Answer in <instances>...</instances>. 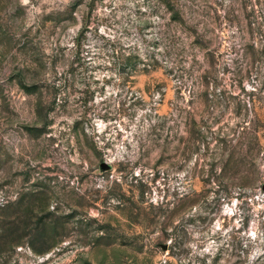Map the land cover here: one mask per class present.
Wrapping results in <instances>:
<instances>
[{"label": "rangeland", "instance_id": "rangeland-1", "mask_svg": "<svg viewBox=\"0 0 264 264\" xmlns=\"http://www.w3.org/2000/svg\"><path fill=\"white\" fill-rule=\"evenodd\" d=\"M166 2L0 0V264H264V0Z\"/></svg>", "mask_w": 264, "mask_h": 264}, {"label": "trees", "instance_id": "trees-1", "mask_svg": "<svg viewBox=\"0 0 264 264\" xmlns=\"http://www.w3.org/2000/svg\"><path fill=\"white\" fill-rule=\"evenodd\" d=\"M160 1L163 2L164 4H167L166 0H160ZM166 6H167V5H166ZM263 146H264V145H263ZM29 246H30V248H31L32 250H34V252H36L37 254L44 253V252L48 251L49 248H50V246H47V247H45V248L38 249V250L36 251L33 247H31L32 245H29Z\"/></svg>", "mask_w": 264, "mask_h": 264}, {"label": "water", "instance_id": "water-1", "mask_svg": "<svg viewBox=\"0 0 264 264\" xmlns=\"http://www.w3.org/2000/svg\"><path fill=\"white\" fill-rule=\"evenodd\" d=\"M98 168H99L100 171H106V170H108L110 167H109V165H108L106 162L101 161V162L98 164ZM163 248H164V247H163Z\"/></svg>", "mask_w": 264, "mask_h": 264}]
</instances>
